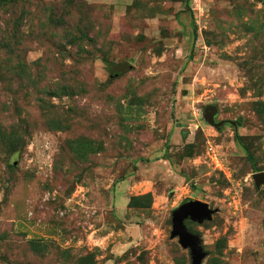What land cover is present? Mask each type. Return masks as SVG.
<instances>
[{
	"label": "rangeland",
	"instance_id": "374dc122",
	"mask_svg": "<svg viewBox=\"0 0 264 264\" xmlns=\"http://www.w3.org/2000/svg\"><path fill=\"white\" fill-rule=\"evenodd\" d=\"M260 171L264 0H0V264H264Z\"/></svg>",
	"mask_w": 264,
	"mask_h": 264
},
{
	"label": "water",
	"instance_id": "95a60500",
	"mask_svg": "<svg viewBox=\"0 0 264 264\" xmlns=\"http://www.w3.org/2000/svg\"><path fill=\"white\" fill-rule=\"evenodd\" d=\"M122 69L121 71H127L128 65ZM215 115L216 107L209 106L205 109L203 118L207 123L219 128L223 121H215ZM252 177L255 185L262 187L264 193V172H256ZM213 212L214 210L207 203L196 199H186L172 213L171 236L176 237L182 247L188 248L191 257L190 264H201L203 258L206 256V252L203 250L202 239L187 229L185 220L189 218L192 221L201 223L211 219Z\"/></svg>",
	"mask_w": 264,
	"mask_h": 264
},
{
	"label": "built area",
	"instance_id": "2783aa9c",
	"mask_svg": "<svg viewBox=\"0 0 264 264\" xmlns=\"http://www.w3.org/2000/svg\"><path fill=\"white\" fill-rule=\"evenodd\" d=\"M207 153L210 155L211 160H214L213 162L215 163L216 167L221 171H223L227 177H229L230 176L229 169H227L225 166L224 167L222 166L223 164L218 158L219 156L218 151H216L215 148L209 145L207 148Z\"/></svg>",
	"mask_w": 264,
	"mask_h": 264
},
{
	"label": "trees",
	"instance_id": "16d2710c",
	"mask_svg": "<svg viewBox=\"0 0 264 264\" xmlns=\"http://www.w3.org/2000/svg\"><path fill=\"white\" fill-rule=\"evenodd\" d=\"M117 67H118V65H114V64H108V71L110 72V76H113V75H115L116 74V69H117ZM121 72H123V71H121ZM176 209V208H175ZM174 209V210H175ZM173 210V211H174ZM173 213V212H172Z\"/></svg>",
	"mask_w": 264,
	"mask_h": 264
},
{
	"label": "flooded vegetation",
	"instance_id": "af4514ba",
	"mask_svg": "<svg viewBox=\"0 0 264 264\" xmlns=\"http://www.w3.org/2000/svg\"><path fill=\"white\" fill-rule=\"evenodd\" d=\"M189 218L186 219V221L188 220Z\"/></svg>",
	"mask_w": 264,
	"mask_h": 264
}]
</instances>
